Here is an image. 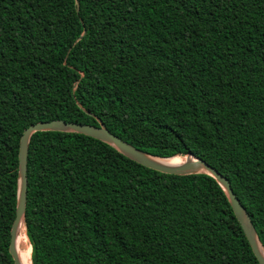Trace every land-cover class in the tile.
Masks as SVG:
<instances>
[{
    "label": "trees",
    "instance_id": "1",
    "mask_svg": "<svg viewBox=\"0 0 264 264\" xmlns=\"http://www.w3.org/2000/svg\"><path fill=\"white\" fill-rule=\"evenodd\" d=\"M85 111L146 154L215 168L264 247V0H0V264H15L24 131L99 126ZM27 175L33 264H259L207 174L37 132Z\"/></svg>",
    "mask_w": 264,
    "mask_h": 264
},
{
    "label": "water",
    "instance_id": "2",
    "mask_svg": "<svg viewBox=\"0 0 264 264\" xmlns=\"http://www.w3.org/2000/svg\"><path fill=\"white\" fill-rule=\"evenodd\" d=\"M86 32L83 33L82 37ZM82 108V106L80 105ZM87 114L92 115L90 112L85 111ZM94 118L99 123V126L87 125L76 122H65L61 120H54L51 122H40L34 125H31L27 128L20 140L19 148V186H18V205L16 212V219L12 226V237L10 243V253L15 261V264H22L17 252L16 240L18 230L22 223L25 220L26 206H27V194H28V153H29V144L32 136L37 132H63V133H75L82 134L94 139H97L103 143L108 144L109 146L116 149L118 152L131 159L132 161L152 169L154 171L177 176H188L196 174H207L213 177L220 186L226 192L234 214L239 221L244 234L251 246V249L257 258L259 264H264V255L262 253L261 247L264 249L262 244L259 241L256 229L252 223L251 217L248 214L247 210L241 204L239 199L234 194L229 180L221 175L215 168L210 166L204 160L196 158L194 155L186 156L189 159V162L183 164L179 167L165 166L154 161V156L146 154L130 143L124 141L118 136L111 133L106 125L95 115ZM174 158V157H173Z\"/></svg>",
    "mask_w": 264,
    "mask_h": 264
},
{
    "label": "bare ground",
    "instance_id": "3",
    "mask_svg": "<svg viewBox=\"0 0 264 264\" xmlns=\"http://www.w3.org/2000/svg\"><path fill=\"white\" fill-rule=\"evenodd\" d=\"M154 161L158 162L159 164L165 165V166H173V167H179L183 164L189 162V159L187 157H174V158H154ZM19 235L22 236L24 241V251H25V257H26V264H33L31 260V245L29 243L26 229L24 226V223L21 224L18 234H17V240H16V247L18 252V237ZM262 253L264 255V249L261 247Z\"/></svg>",
    "mask_w": 264,
    "mask_h": 264
},
{
    "label": "rangeland",
    "instance_id": "4",
    "mask_svg": "<svg viewBox=\"0 0 264 264\" xmlns=\"http://www.w3.org/2000/svg\"><path fill=\"white\" fill-rule=\"evenodd\" d=\"M23 239V238H22ZM23 244H24V241H23ZM23 244H22V246L21 247H23ZM21 247H19V248H21Z\"/></svg>",
    "mask_w": 264,
    "mask_h": 264
}]
</instances>
